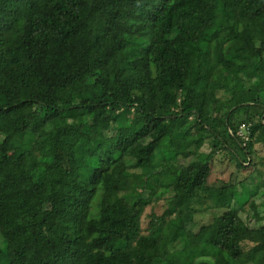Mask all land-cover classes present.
<instances>
[{
	"label": "trees",
	"instance_id": "16d2710c",
	"mask_svg": "<svg viewBox=\"0 0 264 264\" xmlns=\"http://www.w3.org/2000/svg\"><path fill=\"white\" fill-rule=\"evenodd\" d=\"M263 91L264 0H0V264H264L255 201L207 184L253 164Z\"/></svg>",
	"mask_w": 264,
	"mask_h": 264
},
{
	"label": "rangeland",
	"instance_id": "374dc122",
	"mask_svg": "<svg viewBox=\"0 0 264 264\" xmlns=\"http://www.w3.org/2000/svg\"><path fill=\"white\" fill-rule=\"evenodd\" d=\"M21 92L24 95H27V91L21 90ZM225 98L226 97L223 98L222 103H225ZM52 100L53 96L50 95L49 101L52 102ZM213 108L214 106H211L210 111H212ZM205 110H208V105L206 106ZM225 111L226 106H224L222 109V112ZM247 131V126H243L240 129V134L247 138ZM43 138L44 133H41L37 142L35 143L36 150H39L41 148ZM209 152L210 148L206 143V145L203 146L202 151L200 152V155L198 157L202 159H207L206 155ZM64 162L67 163V160L65 158ZM252 162L253 164L247 163L246 168L240 169L238 168L237 163L231 159V155L227 153V151H221L209 161V164L211 166V174L208 178L207 184L211 188H215L224 186L226 184L231 185L238 183L237 191L239 194L236 202L240 204H246V209L249 210L250 204L247 203L250 200L255 201V204L257 205L260 214L264 217V189L262 186L259 187L262 181L264 180V144H257L255 146V152L253 154ZM243 180H246V182L244 184H239ZM250 195L254 196L251 197ZM212 205L213 200L209 198L203 206L201 212L197 216L192 215L186 219L188 225H192L193 233L200 234L206 232V234L211 237L213 236L214 232H216V218L222 214V211L217 207L206 209V207ZM166 206L167 205L165 199L161 198L159 200H155L145 209L144 214L142 216V228L144 233H148L150 231L149 223L152 219V214H163L164 210L166 209ZM244 215H247V211L244 212ZM178 240L179 233L177 231H171L169 234L164 233L160 237L159 242L157 244L159 253L161 255H166L169 249L172 247L171 243L176 242ZM251 245L252 243H249L248 247Z\"/></svg>",
	"mask_w": 264,
	"mask_h": 264
}]
</instances>
